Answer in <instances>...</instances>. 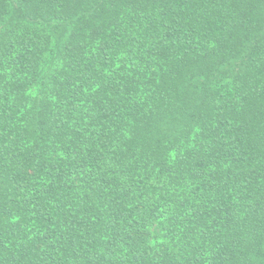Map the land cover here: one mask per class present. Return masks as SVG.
Returning a JSON list of instances; mask_svg holds the SVG:
<instances>
[{"label":"trees","instance_id":"1","mask_svg":"<svg viewBox=\"0 0 264 264\" xmlns=\"http://www.w3.org/2000/svg\"><path fill=\"white\" fill-rule=\"evenodd\" d=\"M0 264H264V0H0Z\"/></svg>","mask_w":264,"mask_h":264}]
</instances>
